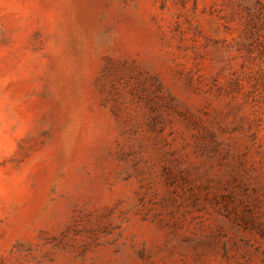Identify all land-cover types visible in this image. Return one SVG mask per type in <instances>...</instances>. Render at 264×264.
<instances>
[{
	"label": "rangeland",
	"instance_id": "1",
	"mask_svg": "<svg viewBox=\"0 0 264 264\" xmlns=\"http://www.w3.org/2000/svg\"><path fill=\"white\" fill-rule=\"evenodd\" d=\"M258 12L0 0V264H264Z\"/></svg>",
	"mask_w": 264,
	"mask_h": 264
},
{
	"label": "trees",
	"instance_id": "2",
	"mask_svg": "<svg viewBox=\"0 0 264 264\" xmlns=\"http://www.w3.org/2000/svg\"><path fill=\"white\" fill-rule=\"evenodd\" d=\"M258 13L259 14L257 15V18L254 21V24H255L256 31L259 32V34H260L257 40H258L259 44H261L262 49L264 50V18H263L262 12H258ZM254 36H256V35H254ZM258 72L260 73V75L262 76V79L264 81V69H261Z\"/></svg>",
	"mask_w": 264,
	"mask_h": 264
}]
</instances>
